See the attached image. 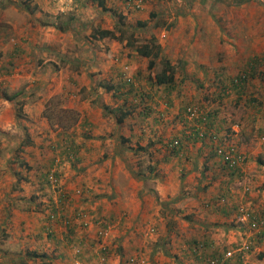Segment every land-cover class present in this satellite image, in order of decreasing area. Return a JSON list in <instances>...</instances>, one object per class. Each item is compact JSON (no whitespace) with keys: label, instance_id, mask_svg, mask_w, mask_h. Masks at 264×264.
I'll use <instances>...</instances> for the list:
<instances>
[{"label":"crops","instance_id":"crops-1","mask_svg":"<svg viewBox=\"0 0 264 264\" xmlns=\"http://www.w3.org/2000/svg\"><path fill=\"white\" fill-rule=\"evenodd\" d=\"M84 1L88 2L87 4H89L88 6H91V10L90 8L88 9L86 5L83 7ZM106 1L108 6L116 5L115 0H105V2ZM8 3L12 2L5 0V3L0 6L4 7ZM15 3L17 4L18 9L22 8V5L18 0L13 2L14 5ZM29 3H31V5H37L35 6L36 8L33 10V16L31 17H36L38 14L47 17L53 16V21L48 22L50 25L45 24L44 28L46 32L51 30V32L58 33L60 29H64V24H67L68 22H66L65 19L67 16L74 17L77 14H82V16H80L82 20L85 18H91L90 21L95 18L98 20L99 18L102 19L105 17L103 16L105 12L94 14L95 4H91L90 0H81L79 3H77L76 0H29ZM182 9L184 12L186 11L184 8ZM195 13L201 15L200 19L204 21V15H206V12H203V9L201 10V8H197L195 9ZM3 14L5 13L3 12ZM90 14L92 15L90 16ZM9 20L10 19H6L5 17H2V20H0V39H3L7 27L11 26ZM57 20L61 23L58 26H56ZM78 23L81 25L82 21L75 20V22H73L75 26ZM73 24H68L69 26L67 28L69 29ZM1 27L5 28V33L1 30ZM42 28L43 27H40L38 23L27 24L24 22L23 26L19 28L21 31H24L21 38L24 39L27 34H30L31 37L36 36V44H33V49L35 46L41 45L38 43V32ZM51 35L53 34L51 33ZM42 41H44V38ZM97 43L106 44L103 50H105L108 55L104 56L102 53V59L97 56L96 59L92 57L94 63L99 64L98 67L100 68V71L96 72L95 76L98 75V73H100V76L104 75L103 78L98 76L96 79H93L92 83L89 76L85 75L86 71H84L79 75L74 74L76 78H72V80L67 79L66 77L71 83H65L64 80L65 84H63V86L58 84V86L51 89V91L43 88L42 85H37L31 88L25 87L24 89H16L10 84L13 80L12 75L18 73L15 72V70L10 74L0 72V137L3 140L11 141L17 146L25 137V134H27L30 144L23 146L19 152L18 150H15V148L7 152L5 150L0 151V264H74V256L70 247H68V243H65L62 239L63 236L59 228L56 229L53 238H45L42 234L43 221L40 214L34 211V201L29 197V193L32 190L34 191V174L45 167L46 160L44 156L48 155L45 148L42 149V152H39L38 146L54 141L55 135L59 133V128L53 129L49 126L47 120L41 116L44 103L48 98L60 93L65 101L63 107L76 109L79 113V118L75 126L76 134L81 131L87 133L89 137L87 142H85L87 150L84 148L79 151L80 156L83 157L82 161L78 162L74 167H72L66 160L60 165L63 185L69 190H71L75 184L79 183L81 179V181L85 180L87 183L89 182L91 184L95 181L98 182V189L94 187L96 188V192L102 190L103 186L107 187L106 182H104L107 181L105 180L107 177L102 178V176H104L103 173H105L106 176H108V174L109 176L112 175L114 170L112 163L118 162L119 159L125 161L128 159L130 162L129 158L131 157L124 156L123 152L126 153V148L123 147L119 141V136L121 135L127 137L128 141L126 142L128 145L134 143L144 145L147 141H153V147H160L155 139L161 136L160 134L162 131L165 132V127L163 125L153 123H149L148 125L144 122V124L141 123L142 125L140 126L135 125L134 128L130 129L126 124V122L131 121L130 117H126L121 123L117 124L111 121L110 114L108 115L103 112L101 108L102 104H112L114 107L118 103V101L111 99L109 93H106L103 88V85L106 82H109V80L115 81L114 78H116L117 69L121 71V68L124 65H128L129 67L131 66L135 68L136 74L140 70L141 75H144L145 70L147 71V59L137 55L131 47L124 44L125 41L119 43L101 40L97 41ZM91 45L95 46L96 44L91 42ZM28 48H31V46H28ZM41 50L44 51L39 53V56L37 53V56L44 59L46 62L39 66L43 67L41 71L34 73L36 74V77L40 76L39 79L41 78V81H43V74H47L45 71L47 70V67L51 65V62L49 61H53L54 63L52 56L57 54L55 51L54 53L53 51H50V55H45L47 52L46 48H41ZM220 50L221 46L217 40L211 41L209 45H206V43L203 45L201 44L192 51L195 54L199 53L197 56L193 55V61L196 58L197 62H200L202 57H206L205 60H212L211 62L214 64L213 59L215 55L217 56L216 53ZM32 52L30 51V55H27L28 57L26 56V58L31 59ZM111 54H117L116 56L119 57V59H116V63L108 60V56L111 57ZM60 56L62 55L60 54ZM5 58L6 56L0 55V64H2L3 61H7V59L4 60ZM74 62L82 63L84 62V59L79 57V61L74 60ZM33 63L36 64L35 61ZM88 63H90L89 65H94L93 62ZM53 67H55L54 64H52V68ZM53 70L48 71V74L45 77L47 82L52 78L50 76L51 73L54 75L56 74ZM57 72L59 73V71ZM219 73L223 72L219 70L216 74L218 75ZM18 77L19 76L16 75L15 79ZM95 80L96 82H94ZM104 80L107 81L105 82ZM143 82L144 80L142 79V83ZM70 86H72L73 89H77L78 93H80L81 100L79 102L73 99L69 100L71 96L68 94L67 96L65 95L66 92H62L72 89ZM61 87H63L64 90L61 89ZM12 94L15 95V99L18 98L23 100L21 105L23 116L18 119L15 118L14 115L15 99H13V101L7 100L3 96ZM227 96L228 98L224 97L220 104H217V101L209 102L208 100V104L205 103L207 106L203 107L206 109L212 108L217 110V114H215L216 117L213 116L212 119V122L214 123L213 125L218 130L227 126L233 134L231 139H233V142H235L245 154L244 176L246 177L247 182L249 180L247 176L254 175L256 179L259 180L256 185H260V188L261 186L264 187V108H261L260 111L255 113L252 111V108L242 105L240 108L241 114L239 112L237 116L232 108L239 109V105H234L231 94ZM200 102H205V100L202 99ZM262 103L264 104V100H262ZM170 115L172 114H169L168 119L171 117ZM109 116L110 119H108ZM230 120H233L238 124H232L229 122ZM21 126L23 129H21ZM258 132H261V136L256 135ZM81 140L80 137H77V140L75 141L80 142ZM183 143L188 151L187 154L190 155L186 161L179 162L178 159L172 158L167 163H158L153 169H159V178H161L162 174L165 177V180L162 179L168 184L167 188H165V194L173 195L170 200L172 201L171 205H174V209H177L175 210V214H186L184 217L186 221H184V223L192 228L183 229L182 233H178V241L181 245L178 244L179 246L174 248L175 250H169L165 247L163 248L161 244H159L160 246L147 245L146 248H142L141 246L144 245L142 242L127 237L118 240L119 235L117 232L113 234L112 231L110 237H113L110 241L113 242V246L116 247V250L111 253L109 264H126L127 258L136 254L142 255L146 260V264H205L196 259L191 252L185 250V244L187 242L200 241L205 245V253L207 255H213L215 252H222L225 248L232 246V242L235 240L241 238L244 240L245 238L247 239L250 237L254 240V247L246 252L244 264H264V228L251 230L243 220H240V218L234 214V212H212L210 208H205V205H203L208 197L221 192L223 186H229V182L224 180L222 177L223 175L217 168L218 165L216 162H218L219 158L215 155L209 157V153H211L210 147L208 146L209 142L207 140L201 142L187 139V141ZM15 153L19 154L16 157L20 159L24 158L28 161L27 165L31 166L24 170L25 168L16 165V162L9 163L8 159L12 158ZM156 153L158 157L164 152L157 151ZM94 159H96V162H93ZM64 163H66V165H63ZM95 168H98V174L94 171ZM153 169H151V166H148L147 170L151 172ZM24 173L30 180L29 183L18 181L17 183V176ZM77 173L84 174V177H78L82 175L77 176ZM137 173L138 172H135V169L132 168L130 170L128 169L127 175L130 177L131 175H134L137 176L136 178H141L142 175ZM254 173H260L259 175L263 178ZM152 174L154 175L153 172H151V175ZM72 175H74V177L70 178ZM143 175L146 176L145 174ZM131 178H125L127 181L129 180V184H124V192H126L128 187L130 188L135 185L136 180H133V177ZM112 179L108 177V181H110L109 190H111L112 194L117 195V192L120 191L119 188H122V185H119L117 181H114L115 178ZM115 183L117 184L112 187L111 185ZM176 183L186 185H184L183 188H180L179 186H176ZM187 184L189 185V191L186 187ZM140 185H142V182L139 183L138 187ZM156 187L158 188L159 194V190L162 186L157 185ZM239 193V188H236V190L229 189L227 193L228 201L231 203L237 202L240 199ZM166 195L165 198H167ZM46 196H48V193L45 194V197ZM103 196L104 197H99V195H97L94 199L95 201H91V198H88L81 203V201L78 200V197L73 194V199L76 201H74L72 205H81L84 208L93 211V214L95 215H102L105 213V210L107 211L108 209L106 205L105 196L107 197V195H105V191ZM255 197H258L257 194ZM256 200L252 199V203L250 204V198L248 197L250 206L247 205V207L255 209L264 207V200L261 199L260 201L258 198H256ZM167 203L168 202H162L164 206ZM178 218L183 219V217ZM160 220H164V217L161 216V218H158V221ZM163 223H166V221H163ZM256 234H258V236H256ZM77 235L84 238H90L93 236V227L87 229V232L81 233L76 231V233L73 234V239L78 238L77 242L80 241L81 244H83L84 239H79ZM146 244H148V242ZM183 245L185 246L183 247ZM118 247H121V249H118ZM32 254H36V256H33ZM233 260L234 259L231 260V264H233ZM82 264H87L86 259H83Z\"/></svg>","mask_w":264,"mask_h":264},{"label":"rangeland","instance_id":"rangeland-1","mask_svg":"<svg viewBox=\"0 0 264 264\" xmlns=\"http://www.w3.org/2000/svg\"><path fill=\"white\" fill-rule=\"evenodd\" d=\"M9 1L12 3L6 4V6H4L5 8L0 6V20H2V17H5L6 19H10L9 22L11 23V26L7 27V31L3 36V43H1L0 39V54H6L7 52H10L14 45H17L19 48L17 53L18 55H16L15 59H13V61H15V64L13 65H16L14 70L18 73L16 75L19 77L15 79L16 75L13 74V80L10 84L16 89H24L25 87L31 88L37 85H42L43 88L51 91V89L57 87L58 84L63 86V84L70 82L67 79L72 80V78H76L74 74L79 75L84 71H86L85 75L89 76L92 83L93 79H96L98 76H100V73L95 76V73L99 72L100 68L98 67L99 64L94 63V59H96V56L102 59V53L104 56L108 55L106 51L103 50L106 44L97 43V41L101 40L120 43L126 41V39H128L130 36L132 42L134 40L135 44H139L145 41V39L150 35H153L155 40L160 44V46H162L161 54L167 56L170 60H172L173 63H176L178 58L185 57L186 66L183 70H179L178 68L176 69L174 89L170 91L171 93L168 95L171 105L166 104L167 98H164V96L167 95L163 92L161 94L160 91L156 103H151L154 114L161 112L163 113L162 117H166L165 123L167 128L170 127L168 130L165 128L167 133L169 131H178V128L182 127L179 117V115L183 116V114L180 112L182 111L181 106L185 104V106L190 104L207 106L205 105V102H200V100L203 99V95L210 96V94H214L216 91L214 85L215 79L218 78L216 73L219 72V70L226 74V76H232L237 72L238 68L242 66L247 56L254 54H264V0H142L141 6L139 8L128 6L122 0H115L116 5L108 6L106 4L107 1L105 2L104 0L105 5L108 8L113 9L116 14L121 16V22L124 24L123 27L119 29L116 28L118 24L114 25V18L111 17L107 12L104 13V18H99L98 20L95 18L92 21H90L91 18H85L82 20L80 18L82 14H77L68 21V24H73L75 20H81V25L78 23L76 24V27L73 24L68 29L67 27L69 25L64 24L65 28L61 29L58 33L51 32V30L46 32L44 28L45 24L48 25V22L53 21V16L47 17L42 14H38L36 17H31L33 16V10L36 8L35 6H37L36 4L31 5V3H29L28 8L22 6V8L18 9L17 4H13L15 0ZM4 3L5 0H0V5ZM89 8L91 10V6H88V9ZM182 8H184L186 11L184 12ZM197 8H201V10L203 9V12H206V15H204V21L200 19L201 15L195 13V9ZM1 11H3L5 14H3ZM94 12V14H96V11ZM150 12L159 18V26L154 25L156 19L154 16L150 15ZM91 15L92 14H90V16ZM24 22L27 24L38 23L40 27H43L38 32V43L41 45L35 46V48H33L34 51L32 46L33 44H36V36L31 37L30 34H27L24 39L21 38L24 31H21L19 28L23 26ZM141 23L144 27L139 25ZM59 24L61 23H59L57 20L56 26ZM91 26L95 27L96 29H110L112 30L113 35L117 37L119 36L121 39L116 40L115 38L109 37L90 39V32L93 28ZM167 26L169 27L167 28ZM51 33L53 35H51ZM43 38L44 41H42ZM214 40H217L221 46V50L216 53L217 56L215 55L213 59L214 64L211 62L212 60H205L206 57H202L200 62H197L196 58L193 61V55L197 56L199 54L192 52L194 48H197L204 43L209 45V43ZM91 42L96 45L92 46ZM28 46H31V48H28ZM41 48H46L47 52H44L45 55H50V51H53V53L55 51L57 54L52 56L54 63L53 61H49L51 62V65H49L45 71V73L48 74V71H52L54 68L53 72H56L55 75L52 73L50 74L52 78L49 82H47L45 79L47 74H43V81H41V78L39 79L40 76L36 77L35 74L37 71L42 70L43 67L39 66L45 64L46 62L44 59L38 57L39 53L44 51L41 50ZM30 51H33L31 54V59L26 58L27 55H30ZM60 54L62 56H60ZM116 55L117 54H111V57L108 56V60L116 63L114 58L119 59V57ZM79 57L83 58L84 62L75 63L74 60L79 61ZM92 57L94 59H92ZM7 58L8 57H6L4 60ZM34 61L36 64L33 63ZM88 62H93L94 65H89L90 63ZM136 62L139 63L138 61ZM6 63L7 61H3V66L8 65ZM156 63L157 64L154 66L155 69H157L159 66L157 60ZM52 64H54L55 67L52 68ZM57 71H59V73ZM122 72L124 73V77H127L136 71L134 67H129L126 65V69H124ZM146 73L147 71L145 70L144 76ZM100 77L103 78L104 75ZM114 80H116V78H114ZM217 80L218 79H216V81ZM104 81L106 82L107 80ZM94 82H96V80ZM199 82L202 84L201 87H199L197 84ZM139 84H142L141 80L139 81ZM61 89H63V87H61ZM74 92V95H72V98H69V100L73 99L79 102L81 100V95L75 88ZM225 97L228 98V96ZM50 103H52V105L54 104L53 111L56 112L59 110V108H61V106H63L65 101L62 95L59 93L51 96ZM237 104L239 105V109H232L238 116L240 108L243 104L236 103L234 105ZM169 114L172 115H170L171 117L168 119ZM108 119H110V116ZM111 121L114 122V118L111 117ZM142 124H144V122ZM227 136L230 137V142H232L233 139H231V137H233V134L230 133ZM13 148H16L15 144H13L11 141L3 140L0 137V151L5 150L7 152ZM129 159L130 162L128 159L127 161L132 165L135 161H137L138 164L133 165L132 167L135 169V172H138L137 174L142 175L141 178H136L137 176L131 175L133 180H136L135 185L131 186L130 188L128 187L126 192H124V184H129V180L127 181L125 178L131 177L127 175L128 170H126V166H124L126 165L125 160L119 159L118 162L112 163V166H114L112 175L109 176L108 174V176H106V174L103 173L104 176H102V178L107 177L105 179L107 181H104L106 182L107 187L103 186V189L98 192H96V188H94V195H96V197L97 195H99V197H104L103 195L105 191V195H107L105 198L108 209L107 211L105 210V213L102 215H109L113 218L111 221L113 223V227L105 240L106 245L110 247L111 253L114 252L112 248L116 249V247L113 246V242L110 241L113 237H110V234L113 231V234L117 232L119 235L118 240L122 239L123 237L136 239L144 244L141 246L142 248H146L147 245L160 246L159 244H161L163 248L165 247L169 250H175L174 248H177L179 245H181L178 241V233H182L183 229L185 230L187 228H192L184 223V221H186L184 219L186 214H175V210L177 209H174V205H171L172 201L170 200L172 199L173 195L171 196L169 194H165V188L168 186L166 181L162 180H165V177L162 174L161 178H159V169H153L151 172H153L154 175H151V172L147 170L148 166H150V160L147 159V156L143 152H140L138 155ZM93 162H96V159H94ZM63 165H66V163ZM98 168L94 169L97 174L99 173V171H97ZM244 170L245 168L243 171ZM254 174L261 177V175H259L260 173ZM76 175H82L78 176L81 178L84 177V174L82 173H77ZM73 177L74 175H72L70 178ZM108 177L111 179L115 178L114 181H117L119 185H122V188H119L120 191L117 192V195L112 194L111 190H109L110 181H108ZM247 178L249 179V183L247 182L246 177H244L242 179L243 182L237 183L233 181L230 182L229 186L227 187L228 191L229 189L236 190V188H239V200H243L240 205L244 206L245 208H247V205L250 206L252 199L256 200V198H258L260 201L261 199L264 200V187L261 186L260 188V185H256L259 180H257L254 175L247 176ZM81 180L79 183L75 184L73 188L81 189L80 186L83 183L89 188L93 187L91 183ZM140 182H142V185H140L141 187H138ZM116 184L117 183L112 184L111 186L113 187ZM157 185L162 186V188L159 190V194L158 188L156 187ZM184 185L186 184L180 185L179 183H176V186H179L180 188H183ZM188 186L189 185L187 184L186 187L188 188ZM187 190L189 191L190 189L188 188ZM256 194L258 197H255ZM94 195L93 198L91 197V201H95L93 200L96 198ZM165 195L167 198H165ZM248 197L250 198V204ZM226 198L228 199V195ZM162 202L168 203L164 206ZM161 216L164 217V220L158 221V218H161ZM178 217H183V219H179ZM163 221H166V223H163ZM242 239L243 238L235 240L232 243L240 242ZM147 242L148 244H146ZM184 246L185 245H183V247ZM119 248L121 249V247H118V249ZM70 250H72L71 247ZM136 255L137 257L142 258L143 263L146 264V260L142 255ZM110 257L109 259H111Z\"/></svg>","mask_w":264,"mask_h":264},{"label":"trees","instance_id":"trees-1","mask_svg":"<svg viewBox=\"0 0 264 264\" xmlns=\"http://www.w3.org/2000/svg\"><path fill=\"white\" fill-rule=\"evenodd\" d=\"M81 0H76L77 3H79ZM91 4L94 2V11L96 13H108L110 16L114 18V24H118L116 28H121L124 26V24L121 22V16L116 14L113 9L108 8L105 5L104 0H90ZM123 1V0H122ZM21 5L25 8L29 7V0H19ZM88 2L83 3V7L85 5L88 7ZM142 3V0H141ZM82 5V2H81ZM93 6V5H92ZM151 16L155 17V26H159L160 23L158 22V17L156 15H153L150 12ZM72 18V16H67L66 22L69 21ZM139 23V22H138ZM68 24V22H67ZM66 25V24H65ZM141 27H144L141 24ZM93 27V26H91ZM169 26H167L168 28ZM5 28L1 27V30L4 31ZM63 29V28H62ZM141 29V28H140ZM139 29V30H140ZM61 30V29H60ZM90 32V39H101L104 37L109 38H115L116 40H120L121 38L118 36L113 35L112 30L110 29H104L99 28L96 29L93 27ZM135 30V29H134ZM143 30V29H142ZM133 32V31H132ZM5 33V31H4ZM4 39H1V43H3ZM125 45L133 48V50L136 52L137 55L145 57L146 60V67H147V73L144 75H141V71L139 70L136 74V72L132 73L130 76L124 77V73L117 69L116 71V80L115 82L112 80H109V82H106L103 85V88L105 89L106 93H109L110 98L114 101H118L116 106H112L111 104H102L101 108L103 112L107 113L112 118H114V122L119 124L125 119L126 117H130L131 121L126 122L128 128L132 129L135 125H142L141 123L146 122V124L149 125V123L157 124V125H163L167 129V125L165 123V119L163 116V113H153V108L151 107V103H156L159 97V91L165 93L167 96H164V98H167V105L170 104V99L168 95L171 93L174 89V82H175V72L178 68L179 70H183L186 66V59L185 57H180L176 61V63H173L172 60H170L167 56L164 54H161V46L160 44L155 40L153 35H150L148 38L145 39V41L135 44V41L133 42L130 39V36L128 39H126ZM19 48L17 45H14L12 50L10 52H7L6 54H0L4 55L7 58L8 65L3 66V64H0V72L10 74L14 71L16 65L15 56L18 55ZM156 60L159 63V66L157 69L154 68L156 63ZM40 63V62H38ZM248 69L247 74L243 78H239V74ZM220 74V76H219ZM218 79L216 81L215 79V89L216 91L213 94H210V96L203 95L202 98L205 100V103L208 104L209 101L216 102L217 104H220L222 102V99L231 94L232 100L234 101V104L236 103H242L243 105L247 106L248 108H252V111L257 113L260 111L261 108H264V104L262 103V100H264V54H254L251 56H247L245 62L242 64L240 68H238L237 72L232 76H226V74L219 73ZM222 75V76H221ZM142 79L144 82L142 84H139V81ZM196 79V78H195ZM235 79V80H234ZM214 83V82H213ZM199 87L202 86V84L199 82L197 83ZM228 90V91H227ZM78 91V90H77ZM74 89L67 90L65 95H69L72 97L74 95ZM67 95V96H68ZM7 100L15 99V95H3ZM163 96V95H162ZM70 97V98H71ZM210 99H209V98ZM153 98V99H152ZM162 98V97H161ZM50 98L46 100L44 103V108L41 112V116H43L50 127L53 129L59 128V133L55 135L54 141L47 142L46 144L39 145L38 151L42 152V149L45 148L48 152V155L44 156L46 160L45 167L38 172L34 174V191L32 190L29 193V197L34 201V211L38 212L41 216V219L43 221L42 225V231L45 238H53L55 231L57 228L61 230L62 233V239L65 243H68V247H71L72 245L77 246V248H80V252L77 254V258L80 260L81 264L83 263V259H86L87 264H89L90 260L93 259V261L90 264L95 263V259H97V255L101 253L99 248H97L98 238L93 233V236L90 238H84L79 235V239H84V243L81 244L77 243V239H73V234L75 232V228L81 230L82 233L87 232V230H82L81 223H82V216L90 217L95 221L96 218L100 217V214H93V211L88 210V208H84L81 205L74 206L72 205L75 199H73V190H67L63 186V192L65 194V197L61 199H57V201H53L51 197L46 196L45 194L47 192V184L45 181V173L52 167L54 158H58L59 161H67L70 163L72 167H74L78 162L83 160V157L80 156L79 151L86 149V143L88 140V134L83 133L79 131L78 134H76L75 126L77 124V120L79 118V113L77 110L69 108V107H63L59 108L56 112L53 111L52 103H50ZM23 103L22 99H15L14 100V115L15 118H20L23 116L21 111V105ZM186 105V104H185ZM185 105L181 106L180 111L183 114V108ZM112 106V107H111ZM206 122L205 127L211 131H214L217 139L221 142H229L231 145V150L236 152H242L243 151L238 147V145L235 142H230V137L227 136L231 133L230 129L226 126L223 129L218 130L213 124L212 119L213 116L216 117L215 114H217L216 109H206ZM178 115V114H177ZM180 122H181V128H179V131H173L168 132L162 131L161 136H159L155 141L159 143L160 147H153L154 142L153 141H147L144 145H139L138 143H134L132 145H128L126 141L127 137L125 136H119V141L123 147L126 148V153H124V156H130L134 157L138 155L140 152H143L147 159L150 160V166L151 169L155 168L158 163H167L172 158H176L179 160V162L186 161L190 155H188V151L186 149V146L183 142H186L188 140H196L195 138H192L190 136H186L183 133V128L187 124L185 122V119L180 116ZM164 120V121H163ZM232 124L237 122H234L233 120H230ZM140 123V124H139ZM55 125V126H54ZM138 126V127H139ZM149 127V126H147ZM170 128V127H169ZM168 128V129H169ZM21 129L23 127L21 126ZM165 129V130H166ZM221 132L220 135H217L218 132ZM257 136H261V132L256 133ZM77 137H80L82 140L80 142H77ZM229 138V139H228ZM175 142L174 145H171L172 142ZM203 142L204 140H199ZM209 142V141H208ZM30 145L28 141V135L25 134V137L22 139V141L16 146L15 150H18V152L22 149L23 146ZM208 146L210 147L211 153H209V157H213L214 154V145L213 143L209 142ZM44 149V152H45ZM163 151L164 153L157 157L156 152ZM17 152V153H18ZM15 153V155L12 156V158L8 159V162H16V165L24 167L26 170L31 165H27L28 161H26L24 158L20 159L16 156L19 154ZM243 162L240 167L236 166L234 168H231L227 165L226 162L222 161L221 157H218L217 168L223 175L222 177L227 182H242V179L245 177L244 164H245V154ZM179 158H177V157ZM216 156V155H215ZM60 162V163H61ZM127 169H132L133 165H137V161L134 162L132 165L129 164L128 161H125ZM58 167H60V164L58 163ZM242 168V169H241ZM134 169V168H133ZM15 172V170H14ZM55 175L57 177L61 178V170L60 168H56ZM24 182L29 183V179L27 178V175L24 173L22 175L17 176L16 182ZM17 182V183H18ZM98 182H94L92 185V188H89L88 186H85L83 183L80 187L81 189L76 190L78 192V200L86 201L88 198H93L94 195V187L98 189L99 185ZM228 191L227 187L223 186L221 189V192L215 194L214 196L208 197L206 201H204L205 208H210V210L213 211H229V213L234 212L236 216L238 214L236 213L237 206L242 203V201L238 200L235 203H231L226 198ZM87 195V196H86ZM223 196V197H222ZM69 198L68 201L65 200V198ZM96 197V195H94ZM221 198L223 199L221 201ZM94 200V199H93ZM55 206H57V213L55 210ZM257 208V207H256ZM246 212L249 214L248 220L245 222L247 227L250 225L249 219L251 217H261L264 215V207H259V209L255 208H245ZM92 214V215H91ZM49 215L52 216V218H49ZM227 215V214H226ZM78 217V218H77ZM109 221H112L113 218L109 215L104 216ZM249 228V227H248ZM264 228V227H261ZM251 232V231H250ZM85 235V234H83ZM258 236V234H256ZM246 239V238H245ZM247 242H249L248 250H251L254 247V240L252 238H247ZM74 242V243H73ZM188 252H191L193 256L207 264L205 261L206 257H210L213 259H216L218 261V264H231V260L234 259L233 264H239V261L237 260L236 255H231L227 258H223V254L226 251L225 248L222 252H215L213 255H207L205 253V245L200 241H191L187 242L185 244ZM112 250H116L115 248H112ZM110 247L106 250V257L110 254ZM98 253V254H97ZM33 256H36V254H32ZM85 255V257H84ZM126 264L128 263V260H126Z\"/></svg>","mask_w":264,"mask_h":264},{"label":"built area","instance_id":"built-area-1","mask_svg":"<svg viewBox=\"0 0 264 264\" xmlns=\"http://www.w3.org/2000/svg\"><path fill=\"white\" fill-rule=\"evenodd\" d=\"M123 2L133 8H139L141 6V0H123ZM123 69H126V66H123ZM247 72L248 69L245 68V70L239 74V78H243L247 74ZM205 112L206 109L203 106L195 104L185 106L183 109L182 118L185 119V122H187V124L183 128V133L187 137L190 136L198 141L207 140L210 143L212 142L214 145V154L216 156L221 157L222 161L226 162L227 165L231 168H234L236 166L240 167L244 159L243 153L240 151L236 152L231 150V145L229 144V142L221 143L217 139L215 132L205 127ZM220 134L221 133L218 132L217 135ZM174 143L175 142L173 141L171 145H174ZM60 162L61 161L58 162V158L55 157L52 167L45 173L44 177L47 184V191L54 202L57 201L58 198L61 199L65 197L61 180L59 177H57V175H55L56 168H60L58 167V163L61 165ZM74 192L78 193L76 190ZM65 200L68 201L69 198L66 197ZM222 200L223 199L221 198V201ZM55 210L57 213V206H55ZM236 213L238 214L240 220H243L244 222H246L249 218V214L246 212L245 207L242 205L237 206ZM49 218L51 219L52 216L49 215ZM81 219L83 220L81 223L82 230H86L88 228V225L94 227V234L98 238L97 248H99V250L101 251V253H97V260L99 263H104L107 258V246L105 240L112 230L113 223L104 218V216L96 218L95 221H92V218L86 217L84 215ZM249 221L250 225L248 227L251 230H258L261 227H264V215L255 218L251 217ZM248 245L249 242H247L246 240L233 243L230 248L226 249L223 254V258H227L231 255H236L239 264H244L245 254L249 248ZM72 249L74 253H78V248L76 246H73ZM128 260L130 264H144L143 259L140 257H130ZM205 261L207 262V264H218V261H216V259L210 257H206ZM75 264H78L76 260Z\"/></svg>","mask_w":264,"mask_h":264},{"label":"clouds","instance_id":"clouds-1","mask_svg":"<svg viewBox=\"0 0 264 264\" xmlns=\"http://www.w3.org/2000/svg\"><path fill=\"white\" fill-rule=\"evenodd\" d=\"M114 61H116V58H114ZM124 66H126V65H124ZM121 69H122L121 71H124L123 67H122ZM205 109H206V108H205ZM195 141H198V140H195ZM231 141H232V140H231ZM232 142H233V141H232ZM62 162H63V161H62ZM60 180H61V184H62V186H64L61 178H60ZM65 189H67V188L65 187ZM67 190H69V189H67ZM71 190H73V194H74V195H78V193H75V192H74L75 190H78L77 188H72ZM47 193H48V191H47ZM48 196L50 197L49 193H48ZM226 196H227V195H226ZM100 215H101V214H100ZM101 216H104V215H101ZM91 227H93V226L88 225V228H87V229H89V228H91ZM87 229H86V230H87ZM76 231L81 232V230L75 228V232H74V233H76ZM83 231H84V230H83ZM93 233H94V227H93ZM244 240H246V239H244ZM77 243H79V242H77ZM73 246H74V245H72L71 248H72ZM106 246H107V245H106ZM76 247H77V246H76ZM79 249H80V248H78V253L80 252ZM107 249H109V246H107ZM71 252H72V254H73V256H74V258H73V259H74V260H73V263L75 264V260H76L77 263L80 264L81 262H80V260L77 258V256H78L77 254H78V253H74V252H73V249L71 250ZM110 255H111V252H110V254L108 255V257L106 258V260H105L104 263H99L98 260L95 259V263H94V264H107V263H109L108 261H109V257H110ZM131 257H137V255H133V256H131ZM129 258H130V257H129ZM129 258H127V260H128ZM92 261H93V259L90 260L89 264H90ZM128 263L130 264L129 260H128Z\"/></svg>","mask_w":264,"mask_h":264}]
</instances>
